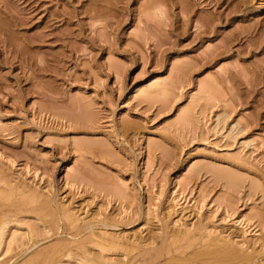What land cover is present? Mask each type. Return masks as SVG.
<instances>
[{
  "label": "rangeland",
  "instance_id": "rangeland-1",
  "mask_svg": "<svg viewBox=\"0 0 264 264\" xmlns=\"http://www.w3.org/2000/svg\"><path fill=\"white\" fill-rule=\"evenodd\" d=\"M0 220V264H264V0H0Z\"/></svg>",
  "mask_w": 264,
  "mask_h": 264
},
{
  "label": "bare ground",
  "instance_id": "bare-ground-1",
  "mask_svg": "<svg viewBox=\"0 0 264 264\" xmlns=\"http://www.w3.org/2000/svg\"><path fill=\"white\" fill-rule=\"evenodd\" d=\"M12 213V212H11ZM1 221V220H0ZM5 221V220H4ZM8 226H10V225H8ZM12 226V225H11ZM2 228V227H1ZM6 228V227H5ZM9 228V227H8ZM7 229V228H6ZM6 229L5 230H3V229H0V248H2L1 246H2V244H5V240L6 239H4L5 238V236H4V232L6 231ZM43 229H44V227H43ZM7 233V232H6ZM5 233V234H6ZM31 235V234H30ZM7 236V235H6ZM11 236L9 235V238H10ZM17 237V236H16ZM19 237V236H18ZM16 239V238H15ZM26 239V238H25ZM14 240V239H13ZM4 242V243H3ZM12 242V241H11ZM13 242H17L16 240L15 241H13ZM7 244V243H6ZM11 244V243H10ZM6 246V245H5ZM107 247V246H106ZM3 249H4V247H3ZM234 249V248H233ZM228 250V249H227ZM169 251V250H168ZM223 251H225L224 249H223ZM229 251V250H228ZM219 252V251H218ZM230 252V251H229ZM228 252V253H229ZM215 253V252H214ZM217 253V252H216ZM1 254V253H0ZM235 254V253H234ZM85 255V254H84ZM210 255H212V253L210 254ZM215 255V254H214ZM92 256V255H91ZM99 256V255H98ZM48 257V256H47ZM202 257H204V256H202ZM46 258V257H45ZM101 258V257H100ZM161 258H163L164 259V257H161ZM223 259V258H222ZM85 260V259H84ZM93 261V259L91 260V262ZM159 261V260H158ZM210 261V260H209ZM235 261V260H234ZM86 262V261H85ZM84 262V263H85ZM101 262V261H100ZM99 262V263H100ZM202 262H204V261H202ZM220 261H218V263H219ZM95 263V262H94ZM104 263V262H103ZM161 264H162V262H160ZM170 263V262H169ZM216 263V262H215ZM77 264V263H76Z\"/></svg>",
  "mask_w": 264,
  "mask_h": 264
}]
</instances>
